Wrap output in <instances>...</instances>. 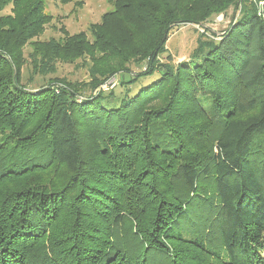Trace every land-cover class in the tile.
Listing matches in <instances>:
<instances>
[{
  "label": "trees",
  "instance_id": "trees-1",
  "mask_svg": "<svg viewBox=\"0 0 264 264\" xmlns=\"http://www.w3.org/2000/svg\"><path fill=\"white\" fill-rule=\"evenodd\" d=\"M109 2L39 41L46 0H0V264H264V0ZM229 6L175 61L173 29ZM29 44L33 74L91 80L22 84Z\"/></svg>",
  "mask_w": 264,
  "mask_h": 264
},
{
  "label": "rangeland",
  "instance_id": "rangeland-1",
  "mask_svg": "<svg viewBox=\"0 0 264 264\" xmlns=\"http://www.w3.org/2000/svg\"><path fill=\"white\" fill-rule=\"evenodd\" d=\"M80 0H72L69 3H62L61 0H46L45 11L51 17L50 22L46 25L43 33L38 37L39 41H48L51 38H62L65 36L64 31L70 34L78 32H88L89 27L93 23L101 21V16L111 10L109 0H82V5H78L76 2ZM255 1V0H251ZM228 9V8H227ZM236 12L233 6H229L227 12H220L213 15L208 20L199 23H182L177 28L173 29L172 34L167 43L168 52L171 53L175 61H182L190 57V54L197 46V39L201 33H205L206 36L213 34L214 32L221 35L226 30L231 22V18ZM33 45L29 44L24 49V56L26 59L25 64L22 67L23 79L22 84L28 87H37L48 81L49 78H64L69 80L73 84L79 85L89 82L88 68L81 67V61L73 64L58 63L57 70L54 74L47 75L44 79L39 74H33V65L31 62L30 53L33 50ZM134 73H137L141 68L131 64ZM125 74V78H129V75ZM120 75L119 77H121ZM158 74L153 76H142L140 77L138 84L134 86V91L137 90L156 78ZM113 78V77H112ZM113 84H105L103 89L110 91L114 89L116 92L123 90V87L119 85L118 77L111 79ZM63 168L60 167L56 173L55 178L64 176ZM59 178V179H60Z\"/></svg>",
  "mask_w": 264,
  "mask_h": 264
},
{
  "label": "built area",
  "instance_id": "built-area-1",
  "mask_svg": "<svg viewBox=\"0 0 264 264\" xmlns=\"http://www.w3.org/2000/svg\"><path fill=\"white\" fill-rule=\"evenodd\" d=\"M111 79H115V77H113ZM111 79L108 81V84H113V81Z\"/></svg>",
  "mask_w": 264,
  "mask_h": 264
}]
</instances>
